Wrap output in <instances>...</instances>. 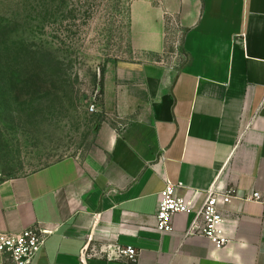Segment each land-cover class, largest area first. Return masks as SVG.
<instances>
[{
    "label": "crops",
    "instance_id": "0c3cea01",
    "mask_svg": "<svg viewBox=\"0 0 264 264\" xmlns=\"http://www.w3.org/2000/svg\"><path fill=\"white\" fill-rule=\"evenodd\" d=\"M169 17L184 30L179 67L163 58ZM129 35L133 58L104 65L92 145L0 180V231L50 230L32 264H264V0H132ZM167 181L198 190L194 207L212 185L236 188L224 246L186 235L194 212L156 229ZM115 243L138 260L88 255Z\"/></svg>",
    "mask_w": 264,
    "mask_h": 264
},
{
    "label": "rangeland",
    "instance_id": "374dc122",
    "mask_svg": "<svg viewBox=\"0 0 264 264\" xmlns=\"http://www.w3.org/2000/svg\"><path fill=\"white\" fill-rule=\"evenodd\" d=\"M131 1L0 0V180L92 145L104 119L90 109L100 70L135 53ZM183 33L169 17L163 58L175 67L186 59Z\"/></svg>",
    "mask_w": 264,
    "mask_h": 264
},
{
    "label": "built area",
    "instance_id": "2783aa9c",
    "mask_svg": "<svg viewBox=\"0 0 264 264\" xmlns=\"http://www.w3.org/2000/svg\"><path fill=\"white\" fill-rule=\"evenodd\" d=\"M92 111L97 110L96 101L90 105ZM182 183L174 184L167 181L166 186L159 193V203L156 211V229L162 233L174 230V216L178 213L194 212V217L186 231V235L199 234L208 238L215 246H224L229 236L225 231V215L221 209L222 203L230 202L237 197L236 188L230 186L221 189L216 185L206 189L205 198L198 207H194V197L198 190H193V197L179 195L177 187ZM246 199L261 200L262 194L254 191ZM50 230L39 225L23 228L19 232L9 233L0 231V250L6 258L0 264H32L33 260L44 247ZM139 250L133 245L120 243L106 246H93L89 256H102L109 260L128 259L137 261Z\"/></svg>",
    "mask_w": 264,
    "mask_h": 264
},
{
    "label": "trees",
    "instance_id": "16d2710c",
    "mask_svg": "<svg viewBox=\"0 0 264 264\" xmlns=\"http://www.w3.org/2000/svg\"><path fill=\"white\" fill-rule=\"evenodd\" d=\"M104 67L101 68L100 70V74L98 77V81H97V89H98V94H102L103 92V79H104Z\"/></svg>",
    "mask_w": 264,
    "mask_h": 264
}]
</instances>
